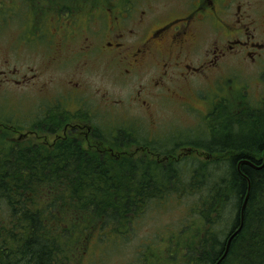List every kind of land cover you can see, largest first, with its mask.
<instances>
[{"label": "flooded vegetation", "instance_id": "af4514ba", "mask_svg": "<svg viewBox=\"0 0 264 264\" xmlns=\"http://www.w3.org/2000/svg\"><path fill=\"white\" fill-rule=\"evenodd\" d=\"M18 2L9 4V0H0V24L27 21L16 39L18 62L22 65L13 68L4 61V68H0L1 90L13 85L45 94L53 80H45V73L27 61L31 57L38 59V52L42 51L50 54L48 59L53 70H66L77 64L78 72L90 71L93 61L106 63L116 72L118 81L121 76L127 80L134 78L135 88L126 103L128 110L135 104L152 110L159 102L169 99L171 92H182L185 86L187 91L191 90L196 78L203 80L215 72L222 74L219 70L228 60L256 66V82L258 86L264 84V0ZM183 7L185 12L181 11ZM6 11L9 15L4 17ZM203 35L211 37V41L199 43ZM73 44L76 46L68 49ZM221 76L219 81L227 79ZM82 80L81 75L74 73L63 89L42 95L33 112V105H29L28 111L33 114L29 112L24 118L19 114L17 121L0 112V135L7 136L11 129L17 138L13 136L10 142L17 147L53 148L58 143L74 141L89 158L132 157L147 168L161 163L168 165L172 160L180 163L196 150L194 147L198 144L188 139L174 141L171 146L163 145L160 141L170 136L160 138L156 131L146 133L145 141H141L140 128L145 124L140 115L125 122L137 130L134 134L120 133V127H114L111 134L105 114L114 112L123 101L115 97L108 99L103 93L102 97L110 104L104 105L102 101L97 104L90 87L83 85ZM182 102L186 110L198 109L190 100ZM116 124L119 122L113 126ZM100 129L103 133L96 134ZM128 136L132 137L131 141ZM136 141H140L136 151L141 155L118 148Z\"/></svg>", "mask_w": 264, "mask_h": 264}, {"label": "trees", "instance_id": "16d2710c", "mask_svg": "<svg viewBox=\"0 0 264 264\" xmlns=\"http://www.w3.org/2000/svg\"><path fill=\"white\" fill-rule=\"evenodd\" d=\"M216 111L212 136L197 144L225 153L230 173L214 187L209 208L221 212L217 203L233 196L236 213L226 240L220 244L208 235L200 257L216 264L241 227L219 264H264V110L244 117ZM124 132L137 130L128 124L121 127ZM83 153L74 141L17 147L0 135V264H78L94 231L112 225L124 234L150 199H162L180 179L176 160L147 168L132 157ZM160 170L168 178L153 183ZM200 174L195 170L194 178Z\"/></svg>", "mask_w": 264, "mask_h": 264}, {"label": "rangeland", "instance_id": "374dc122", "mask_svg": "<svg viewBox=\"0 0 264 264\" xmlns=\"http://www.w3.org/2000/svg\"><path fill=\"white\" fill-rule=\"evenodd\" d=\"M20 2L21 0L18 3ZM14 3L15 0H12V3L9 0V4ZM8 9L12 11L11 7ZM8 11L3 14L4 17L9 15ZM181 11L185 12V8H181ZM26 22L15 20L0 24V68H4V61L13 68L16 65L17 67L22 65L18 62L16 39L20 31H24ZM209 39L211 41V37L203 35L199 43L208 42ZM73 46L76 45H70L68 49ZM38 53L40 54L38 59L31 57L27 61L34 64L36 68H40L45 73V80H53V84L48 91H45V94L39 93L37 89L30 90L29 87L26 89L22 86L15 88L10 85L5 86L4 90L0 89V112L4 117L9 116L7 118L17 121L20 114L24 118L30 112L29 105H33V112L40 104L42 95H51L56 90L63 89L74 73L82 76L83 85L90 87L91 96L97 104L100 101L104 105L110 104L102 97L103 93H106L105 96L108 99L115 97L123 101L114 112L109 111L105 114V119L109 120L107 126L110 131H113V127L127 126L128 123L124 124L128 122L127 119H135L136 115H140L144 117L145 124L140 128L143 134L140 140L145 141L146 133L150 131H156L160 138L169 134L170 138L160 139V143L166 146H171L174 141L188 139L198 143L210 139L209 137L212 136L210 125H214L215 120L212 116L216 109V114L219 112L237 114L238 112L242 113V117L252 110H261V112L264 110V84L258 86L256 82L257 68L245 66L239 60H228L223 63L221 66L223 68L219 70L223 72L222 74L215 72L208 79L196 78L194 91V86L191 88L188 85L191 89L189 91L185 86L182 92H171L169 99L159 102L152 110L136 104L132 110H128L126 103L131 99L135 88L134 78L127 80L121 76V81H118L116 72L112 71L106 63L95 64L93 61L90 62L91 65L94 64L90 71L78 72L77 64L66 70H53L52 63L48 59L50 54L43 51ZM221 75H225L227 79L219 81L218 77H222ZM221 81L223 82L219 83ZM197 85H199L198 88ZM193 92L199 93L201 99ZM216 99L217 102L214 104ZM189 100L198 109L186 110L182 101ZM102 111L103 109L98 114L100 115ZM114 122L119 124L113 126ZM13 136L17 138L15 132L9 129L5 140L10 141ZM136 142L138 143L133 144L134 146L121 147L120 145L118 148L126 149L128 152H138L137 154L141 155L140 151H136L140 141ZM195 148L198 152L195 150L189 153L177 165L180 179L179 182L170 181L176 183L173 190H166L162 199H150L142 208L133 226L131 225V229L124 234L115 231L112 225L106 227L103 232L94 231L92 238L85 246V251L78 259V264H210L202 261L200 257L201 242L210 234L220 244L226 240L236 213L235 197L230 196L227 200L217 203V208L222 204L221 212H215L213 208H209L210 195L214 187L225 180L230 173L228 172L229 161L225 153L212 152L199 145H195ZM207 154L212 156L206 159ZM227 158L229 159V156ZM195 170L201 173L200 178H194ZM154 175L156 179L153 183L163 182V179H166L165 176L167 178L169 176L168 172L165 174L162 170L154 172ZM160 176H162L161 179H158Z\"/></svg>", "mask_w": 264, "mask_h": 264}, {"label": "water", "instance_id": "95a60500", "mask_svg": "<svg viewBox=\"0 0 264 264\" xmlns=\"http://www.w3.org/2000/svg\"><path fill=\"white\" fill-rule=\"evenodd\" d=\"M240 229H241V227L239 229H237V231L235 233H233V235L229 238L227 249L225 250L224 255L222 256V258L216 264H219L223 260V258L226 257L227 252L229 250V246L232 243L231 241L233 240V237L240 231Z\"/></svg>", "mask_w": 264, "mask_h": 264}]
</instances>
